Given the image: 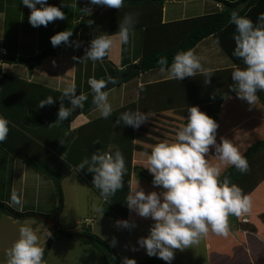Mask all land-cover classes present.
<instances>
[{
    "label": "crops",
    "instance_id": "1",
    "mask_svg": "<svg viewBox=\"0 0 264 264\" xmlns=\"http://www.w3.org/2000/svg\"><path fill=\"white\" fill-rule=\"evenodd\" d=\"M179 1L170 0L165 2L163 8V24L197 17L188 16V14L198 7V3L201 4L198 10H201L203 15L208 12H214L217 7V3L215 6H208V0H181L184 2L185 7L182 10V17H176L174 12L171 11V8H174L173 5H176ZM47 3L60 7L65 13L66 18L50 22L47 27H33L28 19L30 9L23 5L22 0H0V58L3 49L8 53L7 57L3 58L5 60L16 57H34L41 53V51L48 49L49 45L52 44V36L65 30H71L75 35L70 37V41L73 43L71 45L64 44L63 47L57 49L56 55L43 60L32 72L27 65L6 63L1 67L6 70V75L43 86L54 92L62 93L68 84H74L77 90L76 95H79L80 92L88 95L86 87L89 86L90 79L87 80L86 78L89 72L91 70L93 71V66L98 61H80L74 59V57L83 58L85 50L90 46L92 39L98 35L108 34L109 7L106 5H93L91 4V0H47ZM188 6L189 10H187ZM37 7L40 6L37 5ZM85 8H90L91 12L83 10ZM75 29L76 31H74ZM145 30L144 27L135 29L129 44H123L117 38L109 55L101 60L100 63L110 62L124 70L126 67H122L123 45L126 46V57L124 61L127 64L137 63L141 57L140 54L138 57L133 54V47H137L135 41L142 36L139 42L142 43L143 48ZM207 40H212V38ZM76 42L79 43V47L75 46ZM211 43L207 44L200 51H198V45L195 48L197 55L204 59L203 55L207 53L211 58L215 59L218 53H216V47ZM219 53L225 60L224 64H220L219 66L214 63H205L202 59L203 66L210 70V83L209 77L200 73H197L193 78H185L180 81L169 79L167 73L157 71L148 80L144 81L142 77L136 78L108 92V99L112 105L113 112L132 102H136L137 110L144 113H151L150 119L146 123L138 129L135 128L133 148L134 166H146L152 146L165 139L173 140L175 138L179 127L187 122L186 117L189 114L187 112L188 107L198 106L201 111L212 117L215 103L220 93L229 89L233 83L229 73L233 71L231 69L236 68L229 66V60L222 52ZM77 74L79 77L78 82ZM260 92L264 94V91ZM11 93L14 95L10 99H7V101L14 105V107L12 108L11 105L9 109L11 111L13 110L12 112L22 122L26 121L31 123V120L26 119L28 112L30 115V112L34 110L39 112L40 109L46 111L47 107L51 110L50 105L39 108V102L52 95L49 92L36 88L23 87L20 88V91L18 89H12ZM51 97H54V99L56 97L57 99L56 95ZM78 109L76 108L75 110ZM51 111L54 110L52 109ZM100 118L102 117H100L99 112L95 109L81 113L71 122L70 131H76L80 127ZM116 120L117 118L106 120L105 123L107 124L102 125L109 127L111 125L117 126ZM216 122L219 124V128L217 129V143H220L221 137L228 138L233 141L240 152L241 144L244 143L242 141L253 138H264V107L259 100L254 106H250L248 102L237 98L236 94L229 96L221 105ZM112 126L111 131H114ZM9 128L10 132L7 139L4 142H0V202L8 204L20 212H32L34 214L49 216L52 214V208L51 210L40 208L42 207L40 203L42 202L40 200L41 193L36 188L37 181L41 180L40 173L35 171L25 161L14 158V155L11 153H25L38 160H45L50 163L54 159L48 152L37 146H33L28 140L16 136L12 128L10 126ZM158 128L162 130L159 131ZM45 129L51 137L49 140L55 142L57 140L56 137L51 135L54 127L48 126L43 130ZM113 133L106 138L109 142V149H112L114 146L111 143ZM215 155V147H210L208 158L212 164H220L221 162ZM221 167L223 170L226 168L224 165H221ZM3 171H5V176L1 175ZM138 186L142 187L146 193L154 190L161 191L160 188H154L153 183L139 179L138 175L134 173L132 177V188H137ZM262 188H264V184L258 189L263 190ZM259 202L260 210L258 212L261 213L264 208L262 207L261 201ZM228 219L230 227L228 237L218 236L210 231L204 239L206 255H208L207 264H264V226L260 219L254 215V212L244 214L239 218L232 216ZM118 220L124 219L118 217ZM125 220L133 222L151 219L139 217L135 212L130 211L129 217ZM249 224H254L258 228L257 232H251L244 227ZM115 226L118 232L121 233V229L116 223ZM42 231L45 233V238L48 239L49 231L46 228L42 229ZM110 233L111 231L105 232V237L107 238ZM107 239L109 240L110 237ZM126 246L127 244L124 247ZM152 258L160 262L158 257ZM146 259L148 258H145L144 261ZM186 261L188 259L184 262L186 263Z\"/></svg>",
    "mask_w": 264,
    "mask_h": 264
},
{
    "label": "clouds",
    "instance_id": "2",
    "mask_svg": "<svg viewBox=\"0 0 264 264\" xmlns=\"http://www.w3.org/2000/svg\"><path fill=\"white\" fill-rule=\"evenodd\" d=\"M30 9L29 23L33 27L44 26L57 19L66 18L60 7L49 5L47 0H22ZM93 5H106L121 9L124 0H91ZM39 5L40 7H37ZM221 10L222 4L217 3ZM91 12L90 8L83 9ZM134 13H126L120 20L119 30L112 35H98L91 40L83 58L78 60H103L109 55L117 38L123 44H129L137 23ZM91 23V22H90ZM229 23L235 25V49L233 55L241 59L244 68L237 66L232 71L230 91L237 98L254 106L258 101L257 93L264 91V13L256 23L247 16L233 10ZM73 32L65 30L51 37L53 47L62 43L71 45ZM79 47V43H75ZM202 57L194 48L178 51L169 65L166 56L158 60L160 72L167 73L169 79L184 80L200 73L209 77L211 73L202 63ZM109 81L91 78L89 85L93 94L92 103L100 117L107 119L113 112L109 102L107 88ZM76 86L68 84L60 97L61 104L56 122L67 120L76 108H83L87 95H76ZM70 102L65 106L64 99ZM55 103L49 96L39 102V108ZM187 123L182 124L173 140L165 139L152 146L145 168L153 176L154 188L161 191L145 192L138 186L130 188L125 204L139 217L150 218L154 223L149 234L138 239L140 248L150 257H158L171 264L177 250L184 251L198 245L209 232L223 237L230 234L229 216L237 218L252 210V199L241 187L224 176L221 165L232 166L240 173H247L250 166L246 157L234 145L233 141L221 137L217 143L219 124L198 106L188 107ZM151 113L140 110L121 113L116 125L121 124L139 128L150 119ZM54 122V123H56ZM10 121L0 116V142H4L10 132ZM51 126V125H50ZM61 142V141H60ZM98 143V142H97ZM61 144H63L61 142ZM215 147L216 158L220 164H212L208 158L210 147ZM63 159V157H62ZM79 171L87 169L93 174V185L104 199H109L118 190L123 189V177L126 174V161L120 150L93 153L79 165ZM120 228L131 229L136 225L128 220H118ZM52 234L49 232L48 237ZM116 238L112 246L116 245ZM133 250H137L133 248ZM6 264H45L44 248L40 246L37 232L29 225L19 228V238L6 251ZM121 264H137L135 259L124 257Z\"/></svg>",
    "mask_w": 264,
    "mask_h": 264
},
{
    "label": "trees",
    "instance_id": "3",
    "mask_svg": "<svg viewBox=\"0 0 264 264\" xmlns=\"http://www.w3.org/2000/svg\"><path fill=\"white\" fill-rule=\"evenodd\" d=\"M166 1L167 0H124V6L120 10L109 7L107 27L108 35L115 34L119 30L120 20L123 19L126 13L137 14L135 29L140 27H144L146 29L143 42V54L137 63L127 64L124 61L126 57V46L123 45L122 67H126L124 70L118 68L110 62H105L103 64L97 62L93 66V71L91 70L89 72L86 79L89 80L91 78H96L109 81L107 88L104 89L107 92L116 87H121L136 78L142 77L145 81L148 80L154 72L160 71L158 60L162 56L167 57L170 65L172 58L178 51L190 48L195 49L199 44L210 38L216 42L221 49L222 54L229 60V66H245L241 59L233 55L235 49L233 36L236 30L235 25L229 23L230 16L233 10H238L240 15L247 16L252 19L254 23H256L259 16L264 13V0H214L215 2L222 4L221 10L218 9L214 12L201 16L163 24V8ZM63 46L64 43L56 47H53L51 44L48 49L41 51V53L31 58L16 57L5 60L3 58L7 57V53L5 56L1 55V59L5 62V64L27 65L32 72L33 69L37 65H40L43 60L56 55L57 49ZM2 70L3 68L1 67L0 73ZM78 81L79 77L77 74V82ZM23 87L40 89L49 92L52 94L51 96L56 95L57 99L56 97L54 99L56 102L50 105L51 110L53 109L54 111L49 110L48 107L46 111L41 109L40 112L34 110L30 112V115L28 112L26 116V119L31 120V123L19 120L14 112H12L13 110L11 111L9 109L12 104L8 103L7 99H10L14 95L11 93L12 89H18L20 91V88ZM86 88L88 95L83 108L73 110L67 120L56 122L58 119V111L61 104L60 97L62 93L54 92L43 86L28 83L24 80L6 75V73L0 77V116L10 121L9 126L12 128L16 136H20L28 140L33 146H37L48 152L54 160L50 163L45 160H38L37 158L25 153L16 152L11 154L14 155V158L25 161L38 173L51 179L57 190L60 192L62 180L72 174L73 168H76L79 171L78 165L85 158L90 159L92 154L96 152L109 150L114 152L117 149L120 150L125 158L127 168L126 174L123 177L124 186L123 189L118 190L114 196L105 200L114 212L121 219L125 220L129 217L130 213L125 201L130 188H132L133 174L135 173L141 175L139 173H142L145 177L147 176L144 179H147L149 182L152 181V183L153 176L145 168V166H133L135 128L121 123L117 126L111 125L114 129V131H111V126H103L102 124H107L105 123L106 120L118 118V116L123 112L130 110L136 111L137 104L136 102H132L127 106L112 112L107 119L100 118L80 127L76 131H70V124L77 115L95 109V106L92 103L93 94L91 92L90 85ZM234 94L236 93L230 91V88L220 93L215 103L212 115V118L215 121L218 118L221 105L224 103L225 99ZM257 96L259 98V102L264 107V94L258 92ZM63 103L65 106H70V102L66 98ZM13 107L14 105H12V108ZM50 125L54 127L51 135L56 137L57 140L55 142L50 141L49 139L51 137L49 136V133L46 129L43 130ZM99 132H102V137L98 135ZM111 133H113L111 143H113L114 146L112 149H109V142L106 138H108ZM60 141L63 144H61ZM242 142L244 143L241 144V152L248 160L250 170L247 173L242 174L234 167L227 166L223 170L221 179H223L224 176L230 177L232 182L241 187L245 194H249L251 196V212H254V215L260 219L264 226V210L261 213L258 212L260 210L259 201H261L262 207L264 208V188H262L263 190L258 189L264 184V138L253 139L250 144V140L247 143H245V141ZM79 173L84 179L91 183L95 191L100 194V191L93 185V174L89 173L87 169L80 170ZM0 206H2V208H0V213L3 212L14 219H26L29 218L31 214H34L32 212L17 211L8 204L1 202ZM62 209L63 203L61 202L58 208H56L49 216H52L55 213L59 215ZM244 227L251 232H257L258 230L254 224L245 225ZM57 234L60 238L69 240H73L70 239L72 235H77V233L73 234L58 228L56 232L52 233V236L46 244V248L44 250V261L53 246L54 239L57 237ZM82 234L92 236L94 238L93 242H85L101 248L103 253L106 252L109 255L110 262L113 264H121L122 260L108 242L94 235L89 230H86ZM146 264L162 263L155 258H151V260H148Z\"/></svg>",
    "mask_w": 264,
    "mask_h": 264
},
{
    "label": "rangeland",
    "instance_id": "4",
    "mask_svg": "<svg viewBox=\"0 0 264 264\" xmlns=\"http://www.w3.org/2000/svg\"><path fill=\"white\" fill-rule=\"evenodd\" d=\"M216 3L217 2H215L214 0H208V6H215ZM173 6L174 8H171V11L174 12L176 17H182V10L185 7L184 2L180 0L176 5ZM200 7L201 4L198 3V7L195 8L191 13L187 12L189 13L188 16L203 15V12H201V10H198ZM217 8L218 7H216L215 9L218 10L219 8ZM187 10H189V6ZM104 19L106 18L104 17ZM74 31H76V29ZM140 37L135 41L137 47H133V54H135L136 57H138L139 54L141 57V54L143 53L142 43L139 42ZM209 43L216 47V53H218V55L214 59L206 53L203 55L204 62L214 63L218 66L220 64H224V57L219 53L221 52V49L217 44H215V41L213 39L199 44L198 51H200L202 48H205V46ZM100 62L101 60H98V63ZM229 75H232V71H230ZM158 130L161 131L162 129L158 128ZM98 135L102 137V132H99ZM253 139L250 140L249 144ZM248 141L249 140H245V142ZM139 174H141H137L139 179H144L147 177H145V175H143L142 173ZM1 175L5 176V171H3V174ZM39 175L41 176V180L37 181L36 188L41 193L40 200L42 202L40 203L42 207L40 208L47 210H51L52 208L53 211L51 213H53L54 210L61 204V202L63 203V209L61 213L59 215L55 213V215H57V222L60 230L71 232L73 234H82L86 230H89L94 235L108 242L110 245H112L110 242H112L113 238L115 237L117 242L116 245L113 246V248L116 252H118L117 254L121 260H123L124 257H128L131 259H135L137 261V264H146L148 260H151L152 257L147 255L146 250L139 247L138 239L149 234V229L154 221H133V223L136 225L134 228H120L121 233H119L118 229H116L115 226V223L119 216L114 212V210L110 207L106 200L95 191L92 184L81 176L76 168H73L72 174L70 176L62 180L60 192L57 190L51 179L42 176V174ZM144 180L149 182L147 179ZM149 183H152V181H150ZM32 189H34V187H32ZM229 217L231 218L232 216ZM86 219L91 220V223L88 225V227H86V225L84 224V221ZM22 225H29L33 227V229L39 236L40 246L45 250L46 244L52 235L48 239L45 238V233L42 231V229L46 228L49 232L51 231L42 221L28 218L15 220L11 216H8L5 213L1 212L0 264H6V251L19 238V228ZM108 231H111L109 236H107V238L110 237V241L105 237V232ZM125 237L126 239H124ZM126 244L127 246L124 247ZM133 248H136L137 250L134 251ZM206 254L207 252L205 250V240L203 239L198 245H194L193 248H188L184 251L177 250L175 252V258L171 261V264H207L208 255ZM145 258L148 259L144 261ZM186 259H188L189 263L188 261H186V263L184 262ZM108 263L113 264L112 262H110L109 255L106 252L103 253L101 251V248L82 240H69L60 238L58 234L54 239L53 246L45 260V264ZM160 263L167 264V262L162 259H160Z\"/></svg>",
    "mask_w": 264,
    "mask_h": 264
},
{
    "label": "water",
    "instance_id": "5",
    "mask_svg": "<svg viewBox=\"0 0 264 264\" xmlns=\"http://www.w3.org/2000/svg\"><path fill=\"white\" fill-rule=\"evenodd\" d=\"M2 208V206H0ZM29 218L42 221L48 228L49 230L53 233L56 232L59 228L58 222H57V215H52V216H45V215H40V214H31ZM70 239L73 240H84V241H89L93 242V237L90 235L86 234H77V235H72Z\"/></svg>",
    "mask_w": 264,
    "mask_h": 264
},
{
    "label": "built area",
    "instance_id": "6",
    "mask_svg": "<svg viewBox=\"0 0 264 264\" xmlns=\"http://www.w3.org/2000/svg\"><path fill=\"white\" fill-rule=\"evenodd\" d=\"M1 53H2L3 56H5L7 54V52L4 49L2 50ZM1 65H5V62L0 58V67H1ZM5 73H6V70L3 69L2 72L0 73V77H2ZM245 221H246V219H245ZM90 223H91V220L90 219H86L84 221V224L86 225V227H88V225Z\"/></svg>",
    "mask_w": 264,
    "mask_h": 264
}]
</instances>
